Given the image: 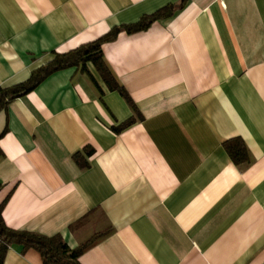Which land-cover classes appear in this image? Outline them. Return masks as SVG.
Instances as JSON below:
<instances>
[{
  "label": "crops",
  "instance_id": "obj_1",
  "mask_svg": "<svg viewBox=\"0 0 264 264\" xmlns=\"http://www.w3.org/2000/svg\"><path fill=\"white\" fill-rule=\"evenodd\" d=\"M114 28L119 88L85 60L0 109L4 224L88 243L79 264H264V0H0V87Z\"/></svg>",
  "mask_w": 264,
  "mask_h": 264
},
{
  "label": "trees",
  "instance_id": "obj_2",
  "mask_svg": "<svg viewBox=\"0 0 264 264\" xmlns=\"http://www.w3.org/2000/svg\"><path fill=\"white\" fill-rule=\"evenodd\" d=\"M172 8V6L162 8L154 14L142 17L135 24L126 25L123 28L127 32L143 28L155 18L165 14L166 11H171ZM118 31L119 28L111 29L92 42L81 45L63 54H55V58L49 63L33 70L25 82L11 87H0V109L5 108L12 98L31 91L52 72L67 66L76 65L85 60H91L95 64L99 73L107 81L110 88H119L116 82L111 78L110 72L103 62L100 50L101 43L113 38ZM225 149L235 164L241 165L250 162L247 149L240 138H233L225 142ZM88 153L90 154L91 150ZM74 157L76 161H78V153H75ZM11 241L20 242L24 247H32L39 251L43 264H79L77 260L78 255L88 244L82 243L72 249L63 241L60 235L45 237L35 233L10 229L4 224L0 213V264L3 262L7 246Z\"/></svg>",
  "mask_w": 264,
  "mask_h": 264
}]
</instances>
